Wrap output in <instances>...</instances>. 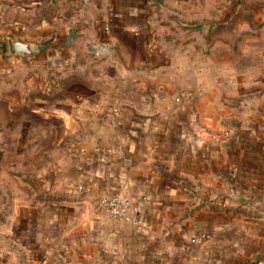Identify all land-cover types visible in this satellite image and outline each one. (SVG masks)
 <instances>
[{"label":"crops","instance_id":"0c3cea01","mask_svg":"<svg viewBox=\"0 0 264 264\" xmlns=\"http://www.w3.org/2000/svg\"><path fill=\"white\" fill-rule=\"evenodd\" d=\"M154 1L0 0V75L33 64L78 73L57 103L71 145L40 198L44 245L19 243L21 223L30 240L37 232L39 200L27 184L18 214L13 188L0 222L11 221L14 243L0 264H264V87L197 83L198 72L217 69L244 76L227 65L245 55L246 25L214 21L212 0ZM224 2L226 16L239 9ZM253 26L264 42V23ZM202 28L205 37L196 35ZM3 37L41 53L11 57ZM203 58L210 64L198 69ZM223 132L224 142L209 137ZM119 190L139 226L97 206Z\"/></svg>","mask_w":264,"mask_h":264},{"label":"rangeland","instance_id":"374dc122","mask_svg":"<svg viewBox=\"0 0 264 264\" xmlns=\"http://www.w3.org/2000/svg\"><path fill=\"white\" fill-rule=\"evenodd\" d=\"M226 1L233 4V0ZM212 2L213 7L217 6V12L212 13L214 21H227L228 26L230 22H244L246 25L243 46L245 55L238 62L230 61L227 65L230 69H239L238 72L244 76L221 77L217 69L207 77L198 72L197 83L199 84L201 80L203 83L208 81L209 85L212 83L218 91L222 84L228 85L229 90H232L237 83L246 91H259L258 88L264 87V55L259 58L260 56L253 57L251 54L264 53V42L257 41L258 31L253 26L256 22L264 23V0H237L238 4L240 3L239 9L229 13L228 16L224 14V0H212ZM201 14L203 17L204 12L202 11ZM203 31L205 33L206 30L202 28L196 32V35L205 37ZM256 32L257 36H255ZM167 35L172 36L173 33ZM184 35L191 36L189 33ZM3 43L7 45L6 37H3ZM50 51H53L57 57L61 52L57 46ZM205 59L197 61L198 69L204 70L205 66L210 64L208 58ZM213 63L212 68H219L221 62ZM48 65L50 66V63ZM67 67L58 65L50 70L43 65L33 64L21 71L10 68L0 75V212L3 206L11 207L10 193L14 188L21 192L18 214L26 213L28 196L23 188L27 187V184L31 189L35 188L38 194L39 201L34 203L36 206L34 212L37 216L44 212V204L41 203L40 198L43 195L46 178L59 177L58 170L62 163H65L66 148L71 145L70 142L62 140L64 127L61 125L60 112L64 109L62 110L61 104H57L60 96L68 90L69 84L77 82L76 68L67 71ZM185 78V82L188 83V78ZM167 80L172 79L167 78ZM233 101L236 102L237 99ZM71 111L69 108V112ZM16 165L19 166V171L14 170ZM39 223L38 216V229L34 236L37 241H34V237L30 240L27 226L21 223L18 237L22 246L27 247L34 243L44 245L45 239L40 232ZM12 230L11 221L0 222V261H4L3 258L12 250L14 243Z\"/></svg>","mask_w":264,"mask_h":264},{"label":"built area","instance_id":"2783aa9c","mask_svg":"<svg viewBox=\"0 0 264 264\" xmlns=\"http://www.w3.org/2000/svg\"><path fill=\"white\" fill-rule=\"evenodd\" d=\"M106 35H109V29L104 30ZM212 141L224 142L229 138L228 132L213 134L209 136ZM80 190V189H79ZM82 191L89 192V190L82 189ZM97 206L108 213V215L115 221L130 224L132 226H139V221L133 213L131 199L121 190L104 193L97 199ZM203 237H201L202 239Z\"/></svg>","mask_w":264,"mask_h":264},{"label":"water","instance_id":"95a60500","mask_svg":"<svg viewBox=\"0 0 264 264\" xmlns=\"http://www.w3.org/2000/svg\"><path fill=\"white\" fill-rule=\"evenodd\" d=\"M41 50L40 45L18 42L13 39L7 40V51L11 57L31 58L38 56ZM258 207L257 212L264 214V204H260Z\"/></svg>","mask_w":264,"mask_h":264},{"label":"trees","instance_id":"16d2710c","mask_svg":"<svg viewBox=\"0 0 264 264\" xmlns=\"http://www.w3.org/2000/svg\"><path fill=\"white\" fill-rule=\"evenodd\" d=\"M2 49H3V51H4L5 53H7L6 43H3V45H2Z\"/></svg>","mask_w":264,"mask_h":264}]
</instances>
